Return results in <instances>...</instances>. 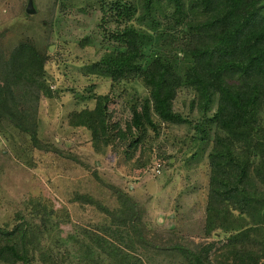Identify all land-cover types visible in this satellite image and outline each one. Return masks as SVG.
I'll return each mask as SVG.
<instances>
[{
  "label": "trees",
  "instance_id": "1",
  "mask_svg": "<svg viewBox=\"0 0 264 264\" xmlns=\"http://www.w3.org/2000/svg\"><path fill=\"white\" fill-rule=\"evenodd\" d=\"M97 7L93 33L103 50L84 69L108 78L110 90L139 80L146 94H89L94 106L71 112L69 123L89 131L96 151L108 145L107 133L134 136L136 147L156 139L163 122L188 126L200 151L206 149L209 169L204 239L166 231L161 242L154 240L137 204L108 185L116 208L86 193L73 197L109 217L96 230L74 226L62 236L66 211L40 201L32 202L29 217L19 212L14 226L0 224V264H145L146 250L148 262L162 253L173 264L174 258L182 264H264V0H98ZM156 35L162 50L178 49L180 69L166 56L142 64L143 47ZM45 50L26 37L9 49L0 46V121L27 133L39 149L46 147L38 138V102L52 96ZM179 90L192 93L185 115L170 95ZM117 98L126 104L124 126L110 121L108 103Z\"/></svg>",
  "mask_w": 264,
  "mask_h": 264
},
{
  "label": "rangeland",
  "instance_id": "2",
  "mask_svg": "<svg viewBox=\"0 0 264 264\" xmlns=\"http://www.w3.org/2000/svg\"><path fill=\"white\" fill-rule=\"evenodd\" d=\"M97 6L98 0H0V46L9 49L26 37L46 49L45 79L52 93L51 97L41 95L38 102V138L46 149L34 147L27 133L0 121V224L14 226L19 212L29 217L32 202L40 201L60 214L66 211V219L59 224L62 236L74 226L96 230L109 217L93 203L73 197L86 193L113 209L119 205L108 187L113 185L140 208V220L154 240L161 242L166 231L194 242L203 240L209 169L206 149L200 151L188 126L163 122L156 139L148 138L136 147L134 136L118 138L107 133L108 145L96 151L89 131L69 123L71 112L94 106L89 94L110 91L121 93L123 99L146 94L139 80L110 90L108 78L84 69L103 50L93 33L92 22L100 16ZM160 41L156 35L143 47L142 64L154 56H166L180 69L183 58L178 49L162 50ZM170 95L174 109L185 115L192 93L179 90ZM122 100L110 101L108 109L110 121L120 120L124 126L128 115ZM196 151L200 153L193 156ZM156 162L161 163L158 173ZM145 254L147 250L141 256L145 264H173L162 253H152L151 262ZM174 259V264H182Z\"/></svg>",
  "mask_w": 264,
  "mask_h": 264
},
{
  "label": "built area",
  "instance_id": "3",
  "mask_svg": "<svg viewBox=\"0 0 264 264\" xmlns=\"http://www.w3.org/2000/svg\"><path fill=\"white\" fill-rule=\"evenodd\" d=\"M160 166H161V163L160 162H156V163H154V171L156 172V173H158L159 172V170H160Z\"/></svg>",
  "mask_w": 264,
  "mask_h": 264
},
{
  "label": "water",
  "instance_id": "4",
  "mask_svg": "<svg viewBox=\"0 0 264 264\" xmlns=\"http://www.w3.org/2000/svg\"><path fill=\"white\" fill-rule=\"evenodd\" d=\"M30 10V6H27V11Z\"/></svg>",
  "mask_w": 264,
  "mask_h": 264
}]
</instances>
